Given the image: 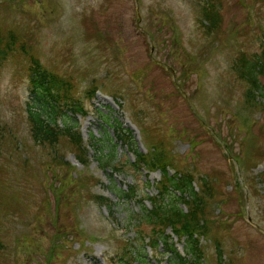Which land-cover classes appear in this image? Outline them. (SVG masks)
<instances>
[{"label":"rangeland","instance_id":"1","mask_svg":"<svg viewBox=\"0 0 264 264\" xmlns=\"http://www.w3.org/2000/svg\"><path fill=\"white\" fill-rule=\"evenodd\" d=\"M208 1L0 0V36L11 32L27 50L0 53V264H118L131 247L142 252L134 264H173L162 242L149 246L151 227L138 221L159 172L135 170L122 142L116 155L128 164L114 174L98 167L90 137L113 138L116 122L142 152L160 142L170 172L210 184L207 192L195 184L206 204L205 264H215L216 245L225 264H264V63L263 96L233 68L241 54H261L264 0H215L221 23L206 34ZM29 54L74 83L86 111L74 121L87 165L64 139L55 147L65 163L32 140L24 108ZM93 78L101 89L86 99ZM130 186L136 197L123 198ZM166 232L185 256L183 237Z\"/></svg>","mask_w":264,"mask_h":264},{"label":"trees","instance_id":"2","mask_svg":"<svg viewBox=\"0 0 264 264\" xmlns=\"http://www.w3.org/2000/svg\"><path fill=\"white\" fill-rule=\"evenodd\" d=\"M219 9L220 5H217L215 0L208 1L202 6L201 21L204 23L206 34L209 32L216 33V29L221 23ZM10 33L7 34L5 39L0 36V53L5 55L16 45L23 52H27L23 45L17 44L15 36ZM260 53V55L254 54L250 59L246 58L245 54H241L238 57V62L232 66L236 69L237 75L243 78L251 89L257 91V95L263 96V93L258 92L261 87L257 80V74L263 68L264 46H262ZM26 57L28 58L26 75L29 96L24 103V108L32 140L38 145H49L54 148V157L57 156L62 163H65L62 160V155L57 152V147H55L61 142V139H64L72 148L71 152L75 159L82 165H87L86 148L83 145L84 142L78 124L74 121L77 115H85L86 111H84L80 99L75 95L74 83L70 78L48 70L35 55L29 54ZM100 89L95 79H91L89 86L85 89L86 99H91ZM112 94L116 96L117 93L112 92ZM110 124L114 129L115 136L113 138L100 140L92 135L90 137L99 169L105 171L109 167L114 174L120 172L123 165L128 164L127 161L125 164H119L116 155V143L122 142L133 152L134 161L131 162V166L135 170L159 172L160 178L156 182L157 193L154 196L145 194L151 206L147 208L144 204H141V217L138 219V221H142L151 227L148 237L149 246L156 249L162 242L165 251L170 254L173 264H205L199 237L200 235L203 236L206 231V222L202 219L206 204L202 192H198L195 184L197 179L198 184L206 188L205 192L209 191L210 187L208 186L210 184L207 183L206 178L198 179L191 172L180 169H173V172H170L172 164L167 158L164 148L160 146V142H153V147L147 149V153H142L134 147L128 130L123 129L119 122ZM4 132L0 120V143ZM107 149L109 154L105 152ZM86 177L94 179L95 184L99 181L91 176ZM135 189V187L130 186L129 190L121 191L120 195L123 198H134L137 195ZM90 196L95 198L96 203L109 208L112 207L108 198L94 194H90ZM146 199H142L141 202ZM167 228H170L172 234L177 238L183 237L184 252L185 256H189L188 258L181 256L176 251L175 243L172 242L173 236L166 232ZM1 230L0 224V235ZM143 240L144 238L140 239L142 243ZM2 248L3 243L0 238V250ZM215 250V264H225L222 261L224 255L218 245H216ZM141 253L136 252L134 247L127 248L124 255L119 256L116 261L118 264H134L136 259H141Z\"/></svg>","mask_w":264,"mask_h":264}]
</instances>
